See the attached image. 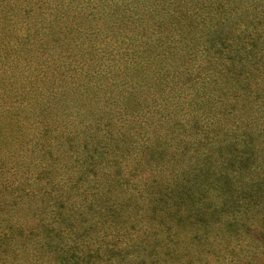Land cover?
I'll return each mask as SVG.
<instances>
[{
	"label": "rangeland",
	"instance_id": "1",
	"mask_svg": "<svg viewBox=\"0 0 264 264\" xmlns=\"http://www.w3.org/2000/svg\"><path fill=\"white\" fill-rule=\"evenodd\" d=\"M45 8L16 25L26 28L21 46L32 47L33 60L24 65L13 48L8 67L0 60V104L8 105V113L0 109V184L30 196L20 198L30 210L40 211L46 194L64 199L83 191L92 177L97 192L125 202L131 214L124 224L144 227L140 217L166 210L168 201L159 197L185 185L204 191L201 180L190 182L197 170H215L245 147L264 166V100H244L239 84L192 41L163 37L151 16L130 29L107 30L111 42L100 32L108 22L96 17L94 29L55 38L63 24ZM116 38L126 43L121 52L112 49ZM52 43L66 44L54 50ZM7 191L0 209L8 208ZM205 191L204 203L216 204L215 191ZM169 208L177 207L170 202ZM250 213L256 219L208 218L219 228H210L205 252L191 264H264V241L233 228L264 227V200Z\"/></svg>",
	"mask_w": 264,
	"mask_h": 264
},
{
	"label": "trees",
	"instance_id": "2",
	"mask_svg": "<svg viewBox=\"0 0 264 264\" xmlns=\"http://www.w3.org/2000/svg\"><path fill=\"white\" fill-rule=\"evenodd\" d=\"M94 1H98L97 5ZM43 4L48 14L63 24L57 27L55 38L63 34L66 38L82 26L94 29L91 22L96 17L108 22L100 32L111 42L107 30L130 29L151 16L157 33L163 37L172 40L177 35L176 43L192 41L194 47L210 54L227 80L239 84V95L244 100H264V0H0V51H4L0 60L7 67L9 48L21 54L24 65L33 60L32 47L29 50L21 46L24 37L20 34L26 28L16 25L32 21L29 16L26 21V16L41 10ZM114 44L112 49L117 52L126 45L118 38ZM64 45L52 43L49 48ZM12 94L4 100L8 102ZM7 106L2 113H8ZM250 151L245 147L237 159L215 170L192 173L190 182L201 180L204 191L188 192L185 185L159 197L158 202L168 201L166 210H152L140 217L139 221L148 224L144 227L124 224L125 217L131 214L125 202L117 203L97 192L92 177L83 191L64 199L51 193L43 199L39 196L43 208L38 212L30 210L28 200L21 201L30 196L21 198L15 188L11 186L10 191L7 183H1L0 198L8 190L3 198L9 203L8 208L0 209V264H191L193 256L202 257L205 252L210 228H219L212 224L218 221L208 219L214 213L223 217L219 220L228 222L239 221L238 217L249 220V215L250 220L256 219L250 211L264 200V166L255 164ZM83 168L88 169L81 167L77 171ZM74 187L81 189L79 183ZM206 189L215 191L216 204L204 203ZM170 202L176 211L170 210ZM261 215L260 222L264 220V213ZM209 221H213L211 225ZM233 228L243 229L246 238L264 241L263 226Z\"/></svg>",
	"mask_w": 264,
	"mask_h": 264
}]
</instances>
